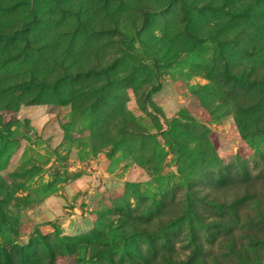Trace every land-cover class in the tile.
Returning a JSON list of instances; mask_svg holds the SVG:
<instances>
[{"label": "rangeland", "instance_id": "374dc122", "mask_svg": "<svg viewBox=\"0 0 264 264\" xmlns=\"http://www.w3.org/2000/svg\"><path fill=\"white\" fill-rule=\"evenodd\" d=\"M0 264H264V0H0Z\"/></svg>", "mask_w": 264, "mask_h": 264}]
</instances>
